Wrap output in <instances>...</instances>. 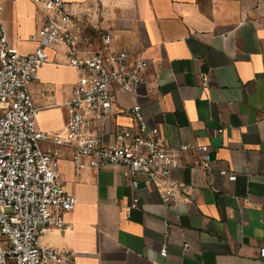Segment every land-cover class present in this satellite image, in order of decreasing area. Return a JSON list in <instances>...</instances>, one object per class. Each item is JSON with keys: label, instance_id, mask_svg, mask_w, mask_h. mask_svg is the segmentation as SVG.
Listing matches in <instances>:
<instances>
[{"label": "crops", "instance_id": "1", "mask_svg": "<svg viewBox=\"0 0 264 264\" xmlns=\"http://www.w3.org/2000/svg\"><path fill=\"white\" fill-rule=\"evenodd\" d=\"M0 3L10 43L21 53L33 52L37 43L29 35L44 21L39 6L30 0ZM64 4L75 26L94 39L83 49H95L110 31L113 51L126 49L149 63L135 93L112 87V112L96 121L102 139L110 142L124 128L138 130L130 112L138 102L165 144H208L212 162L210 169L194 167L200 152H180L173 175L192 200L164 206L148 179L134 188L115 165L76 173L72 148L51 144L64 188L78 202L65 215L67 226L45 229L41 242L73 251L75 264H264V0ZM202 74L210 77L208 87ZM77 78L68 47H54L30 85L40 129L66 132ZM223 169L235 177L222 175ZM136 195L139 205L132 208Z\"/></svg>", "mask_w": 264, "mask_h": 264}, {"label": "built area", "instance_id": "2", "mask_svg": "<svg viewBox=\"0 0 264 264\" xmlns=\"http://www.w3.org/2000/svg\"><path fill=\"white\" fill-rule=\"evenodd\" d=\"M39 6L44 21L29 35L37 43L31 53H21L9 41L0 3V264H75L73 251H62L41 242L47 228L64 229L65 215L76 206L77 197L64 188L60 158L51 147L72 148L71 162L77 173L106 165L123 168L134 188L140 178L150 181L164 206H179L192 200L185 183L173 175L181 164L180 152L190 148L200 152L194 167L210 169L212 154L208 144L182 143L168 146L158 126L148 123L140 103L130 109L138 130L121 129L110 142L101 137L97 120L110 116L114 92L135 93L141 72L148 61L128 50H112L110 31L99 37L95 49L85 50L94 39L75 26L64 0H30ZM68 47L69 64L78 73L68 102L69 122L64 134L51 135L37 125L39 108L30 85L51 51ZM203 87L210 85L208 74L201 75ZM87 108L91 115H87ZM219 131H223L222 128ZM229 178L235 175L223 169ZM139 197L131 207H138ZM260 253L264 256V247ZM167 254L166 247L161 255Z\"/></svg>", "mask_w": 264, "mask_h": 264}]
</instances>
